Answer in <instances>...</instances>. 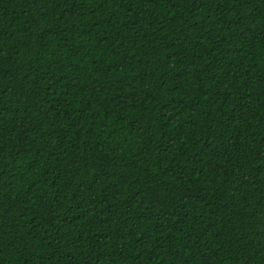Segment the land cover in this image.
I'll use <instances>...</instances> for the list:
<instances>
[{"label": "trees", "instance_id": "1", "mask_svg": "<svg viewBox=\"0 0 264 264\" xmlns=\"http://www.w3.org/2000/svg\"><path fill=\"white\" fill-rule=\"evenodd\" d=\"M0 264H264V0H0Z\"/></svg>", "mask_w": 264, "mask_h": 264}]
</instances>
